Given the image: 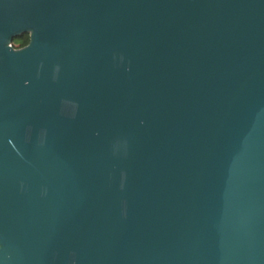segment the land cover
Here are the masks:
<instances>
[{
  "label": "water",
  "instance_id": "1",
  "mask_svg": "<svg viewBox=\"0 0 264 264\" xmlns=\"http://www.w3.org/2000/svg\"><path fill=\"white\" fill-rule=\"evenodd\" d=\"M0 264H264V0H0Z\"/></svg>",
  "mask_w": 264,
  "mask_h": 264
},
{
  "label": "flooded vegetation",
  "instance_id": "2",
  "mask_svg": "<svg viewBox=\"0 0 264 264\" xmlns=\"http://www.w3.org/2000/svg\"><path fill=\"white\" fill-rule=\"evenodd\" d=\"M29 30H23L16 35H13L9 41V45H11L14 49H22L29 44L30 41Z\"/></svg>",
  "mask_w": 264,
  "mask_h": 264
}]
</instances>
